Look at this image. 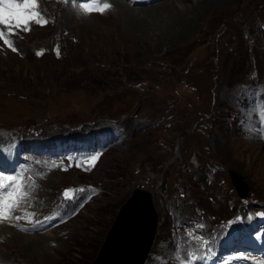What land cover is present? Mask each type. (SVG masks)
<instances>
[{
  "label": "rangeland",
  "instance_id": "obj_1",
  "mask_svg": "<svg viewBox=\"0 0 264 264\" xmlns=\"http://www.w3.org/2000/svg\"><path fill=\"white\" fill-rule=\"evenodd\" d=\"M38 1L45 25L0 38V150L14 166L6 192L26 188L16 215L27 223L16 227L27 234L32 215L43 229L22 239L8 223L0 264H92L135 188L158 217L142 264L249 243L245 209L264 207V129L252 124L264 121V0H104L110 8L93 15ZM115 124L123 137L86 144L103 151L94 166L51 143Z\"/></svg>",
  "mask_w": 264,
  "mask_h": 264
},
{
  "label": "snow or ice",
  "instance_id": "obj_2",
  "mask_svg": "<svg viewBox=\"0 0 264 264\" xmlns=\"http://www.w3.org/2000/svg\"><path fill=\"white\" fill-rule=\"evenodd\" d=\"M37 7V0H22V2H16V0H0V26L8 28L10 31L13 27L17 29L23 28L27 31L28 25L32 22L41 26L45 25L47 21L36 11ZM109 8L110 5L108 3L101 4L99 0H93L92 3L81 5V11L84 14H90L92 12L102 14ZM3 35V32H0V38H3ZM5 43L7 44L8 41L5 40ZM96 159L97 157L93 156L85 161V163L94 166ZM80 166L79 164L77 165V167ZM3 187H6V185L0 183V188ZM22 195L19 183L17 182L15 191L10 193L6 199L0 200V220L9 218L8 214L10 210L18 202V199L22 198ZM64 196L65 198H70L67 191L64 193Z\"/></svg>",
  "mask_w": 264,
  "mask_h": 264
},
{
  "label": "bare ground",
  "instance_id": "obj_3",
  "mask_svg": "<svg viewBox=\"0 0 264 264\" xmlns=\"http://www.w3.org/2000/svg\"><path fill=\"white\" fill-rule=\"evenodd\" d=\"M125 11H127V10L125 9ZM139 13H140V11L138 10V11H134V12H129L128 14H130L132 16V15H137ZM180 15H181V13H180ZM184 20H185V18H184ZM0 170L2 171L1 168H0ZM233 179H234L233 184L236 186L237 190L242 195L241 190H240L238 184L236 183V179L235 178H233ZM6 190H7V188H5V187L2 188V192H5V198H7L9 195L6 192ZM23 191H26V189L25 188L20 189V192L22 194H23ZM24 207H25V205H24ZM19 210H20L19 204L12 207V209L10 210V212L8 214L9 215L8 220L6 222H4V224L0 223V226H2L0 231L2 229H4L8 223L15 224V215ZM30 228H31V232L33 233V235L24 234V233H22V231H20V230L17 231L13 228L9 229V230H12L13 232H15L17 234V236L22 238V239L29 238V237L36 238L37 235H34V234H38L39 226L37 225V228L36 227H30ZM145 232H146V227L143 226V223L141 224V218H138L133 223H131L127 226V229L121 235V238H119L118 240L117 239L114 240L113 244L108 243L109 246L107 245L108 247H106L103 250V252H101V254L99 255V259L95 264H138L140 257H141L142 253L144 252V250L147 246L146 243H147L148 239H146L147 235H145ZM0 236H3V235H0ZM6 236H7V234H6ZM246 263H248V262H246ZM232 264H234V263H232Z\"/></svg>",
  "mask_w": 264,
  "mask_h": 264
},
{
  "label": "water",
  "instance_id": "obj_4",
  "mask_svg": "<svg viewBox=\"0 0 264 264\" xmlns=\"http://www.w3.org/2000/svg\"><path fill=\"white\" fill-rule=\"evenodd\" d=\"M229 175H231L230 178L233 183V178H235V176L240 181V178L236 173H231ZM138 218H141V224L143 223V226L146 227L145 235H147L146 239H148L146 243L147 246L144 252L142 253L138 263L142 264L145 260L144 256L148 253V250L153 243L158 224V217L154 208L151 193L141 188L133 189L130 196L119 207L115 219L111 224L110 229L108 230L104 241L98 251V254L92 264H95L98 261L101 252H103V250L109 246L108 243L113 244L114 240H118L119 238H121V235L127 229V226L133 223Z\"/></svg>",
  "mask_w": 264,
  "mask_h": 264
},
{
  "label": "trees",
  "instance_id": "obj_5",
  "mask_svg": "<svg viewBox=\"0 0 264 264\" xmlns=\"http://www.w3.org/2000/svg\"><path fill=\"white\" fill-rule=\"evenodd\" d=\"M91 259L86 260L85 264H90Z\"/></svg>",
  "mask_w": 264,
  "mask_h": 264
}]
</instances>
